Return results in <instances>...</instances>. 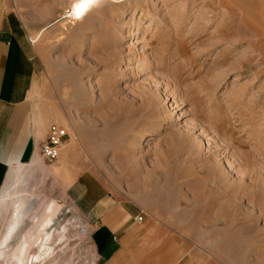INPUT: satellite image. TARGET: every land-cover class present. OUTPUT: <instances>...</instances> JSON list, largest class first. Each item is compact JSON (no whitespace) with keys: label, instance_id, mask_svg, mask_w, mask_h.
Here are the masks:
<instances>
[{"label":"rangeland","instance_id":"374dc122","mask_svg":"<svg viewBox=\"0 0 264 264\" xmlns=\"http://www.w3.org/2000/svg\"><path fill=\"white\" fill-rule=\"evenodd\" d=\"M78 1L12 0L34 25L30 37L46 60L51 95L40 98L56 102L51 124L67 130L75 150L68 171L58 157L39 155L42 170L23 188L42 199L25 200L20 222L12 218L23 175L10 173L0 196L13 197L0 204V264H96L91 209L76 199L81 155L84 176L152 196L139 199L144 208L160 209L158 197L168 199L183 213L181 225L170 227L200 235L199 245L217 239L233 264H264V45L253 48L259 37L234 30L222 40L218 30L234 21L208 0H99L83 21L72 17ZM260 39L264 44V32ZM82 125L113 132L109 147L98 150L91 140L87 152ZM46 244L44 259L32 263Z\"/></svg>","mask_w":264,"mask_h":264},{"label":"crops","instance_id":"0c3cea01","mask_svg":"<svg viewBox=\"0 0 264 264\" xmlns=\"http://www.w3.org/2000/svg\"><path fill=\"white\" fill-rule=\"evenodd\" d=\"M15 7L12 0H0V193L10 173L18 168L23 176L17 188L23 190L20 200L25 209L26 199H42L35 194L28 196L23 187L42 170L37 148L45 139L47 127L58 117L56 102L40 98L42 94L51 95V90L44 79L48 76L46 60L39 55L28 31L34 25L20 18ZM67 107L68 102L64 105ZM81 129V144L87 152L91 140L96 141L98 150L109 147L113 132H90L83 125ZM73 150L75 146L65 138L58 159L59 166L66 171L68 152ZM81 156L82 178L76 199L91 209L96 264H233L232 252L218 246L217 239L199 245L200 235H185L170 227L181 225L183 213L170 206L168 199L158 197L160 209L144 208L139 199H153L152 196L115 190L99 177L84 176L83 172L89 171ZM10 199L11 195L0 198ZM142 209L146 214L137 221ZM24 215L23 210L18 222Z\"/></svg>","mask_w":264,"mask_h":264},{"label":"bare ground","instance_id":"6f19581e","mask_svg":"<svg viewBox=\"0 0 264 264\" xmlns=\"http://www.w3.org/2000/svg\"><path fill=\"white\" fill-rule=\"evenodd\" d=\"M208 3L213 7V9L216 7H221L223 9H225V12L222 15L226 16V20H227L226 22L227 23H229L230 19H232L234 21L233 24H235V25H233V27L232 26H225V27L221 28L220 30H218V31H220V34H221L220 35L218 33V35L222 37V40H224L223 39L224 37L231 35L234 30H237L239 32H248V33L250 32L249 35H251V33H252L253 35H256L257 37H259V38H257V41L253 44L254 50H259L260 48H262V46L264 44H263L262 39H260V35L262 32H264V0H208ZM79 4H80V1H78V3H76L75 5L73 4L74 7L72 8V17L73 18L79 17L77 20L80 19L81 21H83V20H85V18L87 16H89V14H91L92 12H94L96 10V8L99 5V0H93V2L90 3L83 12L79 11V7H78ZM223 9H221V10H223ZM217 12L220 13V11H218V10H217ZM237 12L242 13V14H238L239 15L238 19H240V23H238L236 21V16H237L236 13ZM68 16H69V10L66 11V13H65V17L67 18ZM212 19H210V20L213 21ZM221 20H223V19H221ZM245 20L248 23H246ZM211 24L213 25L214 22ZM211 24H209V25H211ZM219 36L216 35L215 37H218V38L215 40L221 39V37H219ZM239 40H241V39H239ZM37 41H38V38L36 37L33 40V42L35 43ZM251 51H253V50H251ZM174 58H176V56ZM154 105H152V106H154ZM232 171H234V170H232ZM229 174H231V170H228V169H227V172L223 173L226 180L227 179L229 180V177H230ZM232 174H233V172H232ZM19 177H20L19 172L16 170L14 172V178L13 179H19ZM215 181H216L215 183L218 185L220 183L222 184L224 182V179H223V177L221 179L217 178V179H215ZM224 187L229 188L227 183ZM5 193L6 192L4 191L3 193L0 194V196L4 195ZM228 194L229 193L227 192V190H225L224 193L222 192L221 195H224V198H225V197H227ZM224 198L221 196L220 199H224ZM4 201H6V200H0V204L3 203ZM22 208H23V200H15L14 201V207H13V218H12L13 222L18 221V219L20 218V216L22 214ZM13 225L14 224H12V226H10L11 227L10 230L13 228ZM50 239H51V237H48L47 241H49ZM48 250H49L48 244L41 246V248L37 252V254L35 256H33L32 263H33V261L39 262L44 256H46L47 252H49ZM28 264H29V262H28Z\"/></svg>","mask_w":264,"mask_h":264},{"label":"built area","instance_id":"2783aa9c","mask_svg":"<svg viewBox=\"0 0 264 264\" xmlns=\"http://www.w3.org/2000/svg\"><path fill=\"white\" fill-rule=\"evenodd\" d=\"M68 136L65 128L51 124L47 127L45 139L39 144L37 153L43 160L53 162L57 159L64 139ZM146 212L144 209L140 211V215L136 217L137 221H141Z\"/></svg>","mask_w":264,"mask_h":264},{"label":"snow or ice","instance_id":"6c2138e0","mask_svg":"<svg viewBox=\"0 0 264 264\" xmlns=\"http://www.w3.org/2000/svg\"><path fill=\"white\" fill-rule=\"evenodd\" d=\"M92 2L93 0H80V4L78 5L79 11L83 12L86 9V7Z\"/></svg>","mask_w":264,"mask_h":264}]
</instances>
